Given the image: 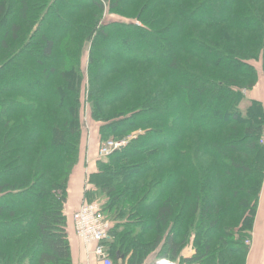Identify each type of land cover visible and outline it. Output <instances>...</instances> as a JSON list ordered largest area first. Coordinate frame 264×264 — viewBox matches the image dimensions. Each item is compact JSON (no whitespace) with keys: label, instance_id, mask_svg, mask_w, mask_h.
I'll return each mask as SVG.
<instances>
[{"label":"trees","instance_id":"trees-1","mask_svg":"<svg viewBox=\"0 0 264 264\" xmlns=\"http://www.w3.org/2000/svg\"><path fill=\"white\" fill-rule=\"evenodd\" d=\"M261 86L264 0H0V264H74L81 148L132 133L84 171L111 261L244 264L264 101L243 90Z\"/></svg>","mask_w":264,"mask_h":264},{"label":"built area","instance_id":"built-area-1","mask_svg":"<svg viewBox=\"0 0 264 264\" xmlns=\"http://www.w3.org/2000/svg\"><path fill=\"white\" fill-rule=\"evenodd\" d=\"M134 137L135 134H131L120 140L114 138L105 140L98 148L97 156L99 158L108 156ZM259 143L264 147V130L259 137ZM71 216L74 232L84 246L85 261L83 264H90L91 256H94L101 264H114L107 254L106 247L102 243L109 238L111 222L103 214L99 202L93 200L81 203L73 210ZM245 244L250 246L251 239H245ZM153 264L178 263L167 258H158L155 259Z\"/></svg>","mask_w":264,"mask_h":264},{"label":"crops","instance_id":"crops-1","mask_svg":"<svg viewBox=\"0 0 264 264\" xmlns=\"http://www.w3.org/2000/svg\"><path fill=\"white\" fill-rule=\"evenodd\" d=\"M256 89L249 93V96L254 98H259L264 101V88ZM97 145L94 143L88 144L86 153L80 157V162L72 170L69 180V211H73L77 208L82 199V192L85 186V172L92 171L96 169ZM86 164L87 169L84 168ZM85 171V172H84ZM71 213H69L70 215ZM253 236L251 239V244L247 252L244 264H264V187L261 191V197L259 199L258 213L255 219V224L253 228ZM69 234L71 239V247L74 256V264H83L85 261V251L80 239L74 234L73 221L69 219ZM184 254V253H183ZM185 255V254H184ZM90 264H101L94 256L90 258ZM121 264H126V261Z\"/></svg>","mask_w":264,"mask_h":264},{"label":"rangeland","instance_id":"rangeland-1","mask_svg":"<svg viewBox=\"0 0 264 264\" xmlns=\"http://www.w3.org/2000/svg\"><path fill=\"white\" fill-rule=\"evenodd\" d=\"M136 23H138V24H140L138 21L136 22ZM155 46V45H154ZM134 48V47H133ZM135 49V48H134ZM134 49H132L133 50V53H135L136 52V54H138V50H134ZM144 52H146V51H144ZM143 52V53H144ZM86 50H85V56H86ZM87 58V57H86ZM85 62H86V59H85ZM243 92H244V94L246 95V96H248V97H250L249 96V92H247L246 90H243ZM86 106H87V104H86ZM86 106H85V108H86ZM83 115H85L84 117H83V121L82 122H84V127L86 128V129H88L89 128V126L91 125V124H93V126H97L98 125V123L96 122L95 123V121H93L92 120V118H90V119H88V110H86V111H84V113H83ZM88 116V117H87ZM88 122H87V121ZM140 132V131H139ZM138 132V133H139ZM133 134V133H132ZM128 142V141H127ZM258 142H259V139H258ZM86 144V143H85ZM260 144V143H259ZM81 147H82V145H81ZM263 150H264V147H263ZM86 151H87V145L85 146V150H83L82 151V148H81V153H86ZM81 155V154H80ZM79 155V156H80ZM83 155V154H82ZM99 157L96 155V159H98ZM107 157H103V158H100V159H103V160H105ZM80 162V157L78 158V163ZM77 166V165H76ZM75 166V167H76ZM85 166V169H87V166H86V164L84 165ZM74 167V168H75ZM264 183V182H263ZM263 187H264V185H263ZM263 189V188H262ZM260 197H261V194H260ZM260 197H259V199H260ZM93 200H98V199H93ZM234 239L236 240H238L239 239V236H240V233L238 232V228H235L234 229ZM253 232H254V230H252L250 233H249V236H246L243 240H242V243L244 244V245H246L245 244V239H252V236H253ZM151 234L150 233H147V237H149ZM247 246V245H246ZM194 251H195V248L192 246V247H189L188 245H187V247L184 249V251H183V253L185 254V255H191L192 253H194Z\"/></svg>","mask_w":264,"mask_h":264}]
</instances>
